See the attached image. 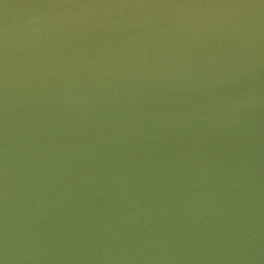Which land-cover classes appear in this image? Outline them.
<instances>
[{
    "label": "water",
    "instance_id": "95a60500",
    "mask_svg": "<svg viewBox=\"0 0 264 264\" xmlns=\"http://www.w3.org/2000/svg\"><path fill=\"white\" fill-rule=\"evenodd\" d=\"M0 264H264V0H0Z\"/></svg>",
    "mask_w": 264,
    "mask_h": 264
}]
</instances>
